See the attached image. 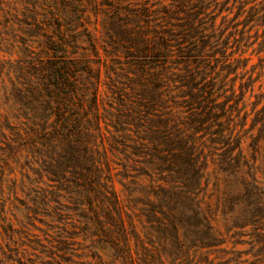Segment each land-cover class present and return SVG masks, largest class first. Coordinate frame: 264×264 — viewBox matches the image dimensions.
I'll return each mask as SVG.
<instances>
[{"label": "trees", "instance_id": "trees-1", "mask_svg": "<svg viewBox=\"0 0 264 264\" xmlns=\"http://www.w3.org/2000/svg\"><path fill=\"white\" fill-rule=\"evenodd\" d=\"M261 53L264 0H0V264H26L29 251L72 262L75 245L84 264L215 249L224 240L192 203L215 172L237 183L229 228L259 243L243 261L264 264V182L242 147L264 133V85L250 111L245 96ZM142 176L152 194L160 182L192 194L182 216L157 194L130 197L143 237L114 189ZM225 251L227 262L242 253Z\"/></svg>", "mask_w": 264, "mask_h": 264}, {"label": "rangeland", "instance_id": "rangeland-1", "mask_svg": "<svg viewBox=\"0 0 264 264\" xmlns=\"http://www.w3.org/2000/svg\"><path fill=\"white\" fill-rule=\"evenodd\" d=\"M251 50L249 49L246 52V56L250 57V60L247 63L246 68L249 69L252 64H256L258 62V56L256 54H250ZM260 55L264 56V53H261ZM103 78V77H102ZM237 85V82L235 83V86ZM264 85V74L253 83V91L252 94H250V91H247L245 96L246 99V110L250 111L251 102L256 100V98L253 96L254 94H257L258 92L263 90ZM100 95L103 97L105 95V87L104 85L100 86ZM264 103V100L262 101ZM260 107V104L257 106ZM264 113V111H263ZM252 114H250L247 118V123L250 122V117ZM253 134L256 135V130L254 129L252 131ZM261 137H259L256 140H252L248 135L244 138L242 142L243 152L246 155L247 159L250 163L253 164L254 169L256 171L257 177L264 182V133L260 134ZM211 167V166H210ZM211 170V169H210ZM218 173L210 174L208 177V183H205V190H201L197 196L193 197L192 203L198 204L200 207H203L210 217V223L213 225L215 232L217 233V236L220 238L222 237V240L224 241H217L218 246L215 249L209 248V247H202V248H191V244L193 243H187L186 246L190 251V255L192 253H195V257H191L190 260H188L187 256H181L176 257L173 256V259H169L171 257L169 256H163V264H247V262H244L243 259L248 257V259H252V251H255L259 243L254 240L255 237L250 236L248 233L249 228L248 227H241V228H229V226L233 225L235 223V216L238 212V209L240 207V203H235L233 205L234 198V190L236 188L234 186L237 185V183L233 182H225L224 180H221V176L217 175ZM217 176V178L213 176ZM135 182L128 183V179H121V182H119V179L114 180V189L118 195L120 204L122 206V209L124 213L129 214L133 220V226L135 230L143 237L142 231L143 225L142 221L143 219L141 217H138L139 210L137 209L141 207V204H135L134 202L129 201L130 197H132V200L141 199V197L149 198L150 200L153 199H159L162 205L165 206L166 210L173 209V211L179 210V216H182L183 212L186 215V211H184L185 206L184 203H189L192 197V194L189 196H186L185 194L177 193L171 191V186L169 184H166L164 182H160V184H163L166 188L163 193L155 194L159 195L156 198H154L155 194L148 192V188L152 184V181L150 182L149 179L145 176L142 177H136L134 178ZM155 182L153 186H155ZM233 185V186H232ZM188 197V198H187ZM188 212V211H187ZM190 214V213H189ZM125 220L127 219L126 216ZM44 226L40 224L39 222H36L35 226L30 227V234L32 237L33 235L41 236L42 232L40 231V228H43ZM189 227H195L193 223L190 224ZM192 229V228H190ZM226 229H229L228 231ZM250 238L253 240L250 241ZM181 235H179V242H181ZM80 242H82L80 239H78ZM254 241V242H253ZM254 246V249H251V247ZM74 254L70 255V258L72 259V262H65L64 264H84L87 262L86 257L80 256L82 252V249L80 250L79 246H74ZM231 250H237L242 251V253L239 255V258H237L236 262L229 261L227 262V258L230 255L229 253H226V251ZM85 251V250H84ZM30 254V258L26 261V264L35 263L41 264L36 258V255L32 253ZM179 254L181 253V250L179 251ZM234 258V257H233ZM173 262V263H172ZM238 262V263H237Z\"/></svg>", "mask_w": 264, "mask_h": 264}]
</instances>
